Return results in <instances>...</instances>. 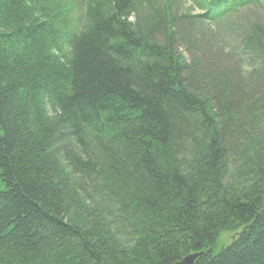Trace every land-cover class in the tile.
<instances>
[{
  "label": "trees",
  "instance_id": "16d2710c",
  "mask_svg": "<svg viewBox=\"0 0 264 264\" xmlns=\"http://www.w3.org/2000/svg\"><path fill=\"white\" fill-rule=\"evenodd\" d=\"M71 6L0 0V264H264L260 6L217 35L243 70L187 62L170 3Z\"/></svg>",
  "mask_w": 264,
  "mask_h": 264
},
{
  "label": "rangeland",
  "instance_id": "374dc122",
  "mask_svg": "<svg viewBox=\"0 0 264 264\" xmlns=\"http://www.w3.org/2000/svg\"><path fill=\"white\" fill-rule=\"evenodd\" d=\"M154 1L157 2L159 6H165L166 2L174 6H170V8H168L169 10L174 11L172 13L176 19L175 24H177L176 28L172 31V41L174 43V47H176V50L183 53V55L187 59V62L194 58V60H196L197 63L199 62V65H201L202 67H206L210 61H216V65L218 66V68L239 67L242 69L241 63L230 54L229 49L223 48V44L217 38V35L219 33H223L225 35L230 30V28H232L234 23L236 25L237 22H239L238 24L240 25L242 22L238 20L232 21V19L229 18L222 23V26H219L217 24L216 26L212 25L209 27L204 23L198 22V20L194 17H190L189 19H187V21L184 20L186 18L182 17L183 15L188 14L189 16L200 12V10H198L196 7L192 6L190 0ZM147 5L148 4H145V8L143 9L149 12L150 10L148 9ZM254 12L255 10H248L246 15L243 16L242 19L245 17H247L246 19H248V17H252L254 15ZM257 13L260 14L259 17L261 22H264V11ZM179 27L180 30H178ZM163 36V29H158L155 32V37L157 40H162ZM226 38L230 40L232 38V34L227 35ZM193 39L197 41V44H195V46L191 45ZM188 45L192 47V51H189L190 48ZM231 237V233H221L216 250L228 244V242L231 240Z\"/></svg>",
  "mask_w": 264,
  "mask_h": 264
},
{
  "label": "water",
  "instance_id": "95a60500",
  "mask_svg": "<svg viewBox=\"0 0 264 264\" xmlns=\"http://www.w3.org/2000/svg\"><path fill=\"white\" fill-rule=\"evenodd\" d=\"M202 252H196V253H191L188 254L187 256H185L180 262H178L177 264H192L194 262V260L199 257L200 255H202Z\"/></svg>",
  "mask_w": 264,
  "mask_h": 264
}]
</instances>
